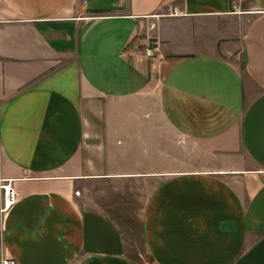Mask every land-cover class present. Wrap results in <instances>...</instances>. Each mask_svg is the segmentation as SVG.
<instances>
[{
    "label": "crops",
    "instance_id": "obj_1",
    "mask_svg": "<svg viewBox=\"0 0 264 264\" xmlns=\"http://www.w3.org/2000/svg\"><path fill=\"white\" fill-rule=\"evenodd\" d=\"M0 179V264H264V0H0Z\"/></svg>",
    "mask_w": 264,
    "mask_h": 264
},
{
    "label": "built area",
    "instance_id": "obj_2",
    "mask_svg": "<svg viewBox=\"0 0 264 264\" xmlns=\"http://www.w3.org/2000/svg\"><path fill=\"white\" fill-rule=\"evenodd\" d=\"M160 43L157 41H150L145 47V56L149 59L157 57L160 52ZM0 202H2V212H6L16 203V195L11 187L10 182L0 179ZM2 264H16L12 260H5Z\"/></svg>",
    "mask_w": 264,
    "mask_h": 264
},
{
    "label": "rangeland",
    "instance_id": "obj_3",
    "mask_svg": "<svg viewBox=\"0 0 264 264\" xmlns=\"http://www.w3.org/2000/svg\"><path fill=\"white\" fill-rule=\"evenodd\" d=\"M122 226L129 240V244H130L129 253L134 257V259L142 260L141 257L135 255L137 254L136 250L143 252V247L141 242L142 238H141L139 224L126 223V224H122Z\"/></svg>",
    "mask_w": 264,
    "mask_h": 264
}]
</instances>
